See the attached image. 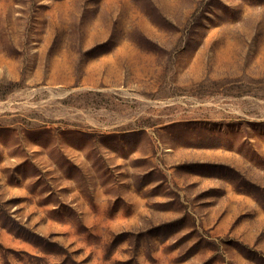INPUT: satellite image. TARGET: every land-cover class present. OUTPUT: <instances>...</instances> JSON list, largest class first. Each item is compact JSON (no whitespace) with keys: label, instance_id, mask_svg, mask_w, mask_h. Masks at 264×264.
<instances>
[{"label":"rangeland","instance_id":"obj_1","mask_svg":"<svg viewBox=\"0 0 264 264\" xmlns=\"http://www.w3.org/2000/svg\"><path fill=\"white\" fill-rule=\"evenodd\" d=\"M0 264H264V0H0Z\"/></svg>","mask_w":264,"mask_h":264}]
</instances>
